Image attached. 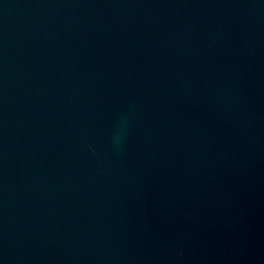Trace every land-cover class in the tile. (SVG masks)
Listing matches in <instances>:
<instances>
[{
	"label": "water",
	"instance_id": "water-1",
	"mask_svg": "<svg viewBox=\"0 0 264 264\" xmlns=\"http://www.w3.org/2000/svg\"><path fill=\"white\" fill-rule=\"evenodd\" d=\"M0 264H264V0H0Z\"/></svg>",
	"mask_w": 264,
	"mask_h": 264
}]
</instances>
